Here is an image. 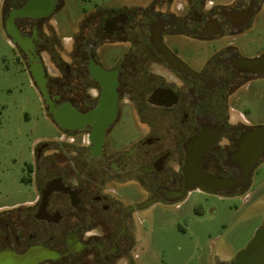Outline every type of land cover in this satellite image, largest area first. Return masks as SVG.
I'll return each mask as SVG.
<instances>
[{
  "label": "flooded vegetation",
  "instance_id": "1",
  "mask_svg": "<svg viewBox=\"0 0 264 264\" xmlns=\"http://www.w3.org/2000/svg\"><path fill=\"white\" fill-rule=\"evenodd\" d=\"M66 6L0 0L1 24L59 127L23 179L34 198L0 212V264H118L140 204L127 194L132 183L147 202L195 189L243 193L264 159L261 126L231 105L245 81L264 76L246 63L264 54L243 55L233 41L264 0H154L140 9L100 0L67 20L69 32L54 19ZM173 38L221 44L196 62Z\"/></svg>",
  "mask_w": 264,
  "mask_h": 264
},
{
  "label": "rangeland",
  "instance_id": "2",
  "mask_svg": "<svg viewBox=\"0 0 264 264\" xmlns=\"http://www.w3.org/2000/svg\"><path fill=\"white\" fill-rule=\"evenodd\" d=\"M99 1L67 0L55 22L69 32L67 20ZM104 1H110V7L140 9L154 0ZM11 39L0 19V212L34 198L35 184L23 181L34 176L28 166L35 162L41 146L59 137V127L49 116L44 97ZM233 41L243 55L264 54V10L247 34ZM211 43L181 38L170 42L196 62L209 58L221 44ZM231 105L237 114L244 113L253 124L263 126L264 76L245 81ZM127 192L140 204L134 205L137 207L128 224L129 246L118 264H232L264 222V159L256 167L253 184L243 193L195 189L175 201L147 202V190L138 184L132 183Z\"/></svg>",
  "mask_w": 264,
  "mask_h": 264
},
{
  "label": "water",
  "instance_id": "3",
  "mask_svg": "<svg viewBox=\"0 0 264 264\" xmlns=\"http://www.w3.org/2000/svg\"><path fill=\"white\" fill-rule=\"evenodd\" d=\"M246 61L252 68L264 70V56ZM255 133L264 138V125L259 127ZM222 182L223 180L215 179V183L218 185ZM234 264H264V222L256 231L250 243L238 253Z\"/></svg>",
  "mask_w": 264,
  "mask_h": 264
},
{
  "label": "crops",
  "instance_id": "4",
  "mask_svg": "<svg viewBox=\"0 0 264 264\" xmlns=\"http://www.w3.org/2000/svg\"><path fill=\"white\" fill-rule=\"evenodd\" d=\"M241 113V112H240ZM242 115L244 114V113H241Z\"/></svg>",
  "mask_w": 264,
  "mask_h": 264
}]
</instances>
